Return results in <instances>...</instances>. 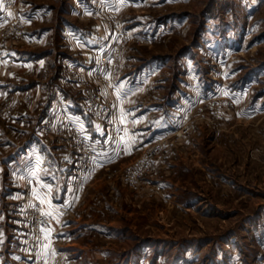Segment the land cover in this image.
Instances as JSON below:
<instances>
[{
    "label": "rangeland",
    "instance_id": "obj_1",
    "mask_svg": "<svg viewBox=\"0 0 264 264\" xmlns=\"http://www.w3.org/2000/svg\"><path fill=\"white\" fill-rule=\"evenodd\" d=\"M92 1L0 0V264H264V0Z\"/></svg>",
    "mask_w": 264,
    "mask_h": 264
},
{
    "label": "built area",
    "instance_id": "obj_2",
    "mask_svg": "<svg viewBox=\"0 0 264 264\" xmlns=\"http://www.w3.org/2000/svg\"><path fill=\"white\" fill-rule=\"evenodd\" d=\"M18 0H6V3L11 5V6H14L15 3H17ZM96 2L99 4L101 2V0H98V1H92V4L94 6L92 7H89L86 10V12H89V14H94L97 12V9L95 7L96 5ZM102 2H105L104 0H102ZM106 9V7H105ZM103 11V10H102ZM27 19V18H26ZM4 20L0 19V25L4 26L6 23L3 22ZM24 20H19V22L21 23H24L23 22ZM27 21H29V19H27ZM17 32L21 34L22 37L20 38H24L27 42L29 43H34L35 41H37V39H40L35 37L34 34H28L27 32L24 33V31H20L21 28L20 26H17L16 28ZM23 34H26L25 36H23ZM64 119V118H63ZM70 120V119H69ZM62 134H64L65 138H68L70 141L72 140H76V141H79L80 143V146H84L85 147V150L86 152H88V150L90 149L89 153L92 155L95 153H97L96 150H99L103 145H102V141L100 139L98 140H94L92 139V137L86 132V130L82 129L81 127L75 125L74 122H68V119L65 118L63 120V125H62V129L60 130ZM89 147V149L87 147ZM84 163H81L77 166V169H76V173H77V187L74 188L72 190V193H71V196L68 198V200L66 202H60L58 203V209H59V214L61 216H66V215H69L71 214L76 206H77V203H78V199H79V196L83 190V185L84 183L86 182V178H87V175H86V171H87V166L83 165ZM33 181L30 182V184L34 187L33 185ZM81 186V187H80ZM28 189L30 191L31 189V186H28ZM29 195L27 194V199H29ZM44 216L43 214H38L36 216V227L39 229V226L38 225H41V227L43 226L42 224H44V228H46V223L44 222ZM34 242L37 244L38 243V238H35L34 239Z\"/></svg>",
    "mask_w": 264,
    "mask_h": 264
},
{
    "label": "crops",
    "instance_id": "obj_3",
    "mask_svg": "<svg viewBox=\"0 0 264 264\" xmlns=\"http://www.w3.org/2000/svg\"><path fill=\"white\" fill-rule=\"evenodd\" d=\"M13 54H17V51L14 52ZM36 58H39V57H36ZM34 60H36V59L35 58H32V59L30 58L28 62L30 63V61H32L34 63ZM0 134L3 135L2 132H0ZM32 137H33L32 139H34V141H26L24 143L26 146H28L29 153L32 152V151H30L31 150L30 146L32 148H34V150H35V148L37 147V145H39L38 146L39 147L38 148V151L42 150V152H44L45 154L47 153V156L49 158L48 163H49L50 166L46 167L45 173L43 175H47V177L50 176L51 179H54V180H58V178L61 179V176H63V175L60 174L59 176H54L53 177L52 174H51V172H56L59 169H60V172L65 171V169L68 168V165H67L68 162L67 161L70 159V157L68 155L62 153V152H57L58 149L56 150L55 148H51L50 145H48L47 141H42L44 138H42V134L41 133H37V131L36 132H33L32 133ZM45 139H48V138H45ZM39 141H40V143L38 144ZM10 143H14V142H13V140L11 138H10V141L7 138V144L10 145ZM15 144H16V142H15ZM21 154H23L25 157L24 158H21L20 157ZM28 158H29V155L26 156L23 148L22 147H19V149H17L10 157H8L7 159H5V161H3V163L0 162V168L2 166H4L5 163H8L7 165H9L10 167H12V169L13 168H16V167H17V169L19 171L22 170V169H26V168H24L25 167L24 166V163H26V161H28ZM59 158H61V159H59ZM53 159H55V161L58 162V163H56ZM103 159H105V160L107 159L108 160L109 157H105ZM61 163H63V165ZM64 163L66 165H64ZM28 166H29V164H28ZM34 173H35V176L37 178V175H36L37 172H34ZM39 177H40V179H43L42 176H39ZM60 185H61V183H60ZM46 188L49 189L48 187H46ZM59 189H60L59 188V185L56 184V187L51 188V191L53 193V196H49V194H47L48 195L47 196L48 198H47L46 196H43L42 194H39V196H36V197H37V199L40 200L42 206H44L45 204H49V202H50V200H51L52 197L54 199H57L58 198L56 196H58Z\"/></svg>",
    "mask_w": 264,
    "mask_h": 264
},
{
    "label": "snow or ice",
    "instance_id": "obj_4",
    "mask_svg": "<svg viewBox=\"0 0 264 264\" xmlns=\"http://www.w3.org/2000/svg\"><path fill=\"white\" fill-rule=\"evenodd\" d=\"M9 15H11V13H9ZM38 163H39V161H38Z\"/></svg>",
    "mask_w": 264,
    "mask_h": 264
}]
</instances>
